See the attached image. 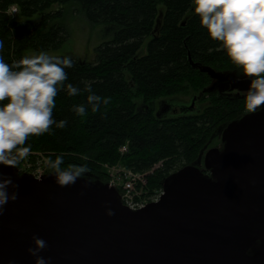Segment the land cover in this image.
<instances>
[{
    "label": "trees",
    "instance_id": "obj_1",
    "mask_svg": "<svg viewBox=\"0 0 264 264\" xmlns=\"http://www.w3.org/2000/svg\"><path fill=\"white\" fill-rule=\"evenodd\" d=\"M71 1L89 22L104 24L108 36L93 48L90 59L60 54L74 61L66 69L68 82L81 89L90 83L97 95L111 100L96 113L88 106L87 116L80 117L71 108L86 103L87 94L69 97L61 91L55 118L67 120V126L34 137L29 141L32 151L53 160L62 155L63 167L86 164L88 173L100 180H107L103 163L120 162L139 171L160 163L145 185L149 193H158L166 175L194 161L220 125L245 111L246 93L214 90L196 99L203 103L199 107L161 117L155 112L157 101L190 94L189 101L212 83L207 73L190 65L188 52L193 62L216 71L236 67L200 25L192 0H0L5 59L59 48L68 34L60 21L62 10L51 7ZM121 146L126 150L120 152ZM180 159L184 162L177 165Z\"/></svg>",
    "mask_w": 264,
    "mask_h": 264
},
{
    "label": "water",
    "instance_id": "obj_2",
    "mask_svg": "<svg viewBox=\"0 0 264 264\" xmlns=\"http://www.w3.org/2000/svg\"><path fill=\"white\" fill-rule=\"evenodd\" d=\"M187 59L212 79L190 105L204 93H246L250 85L189 52ZM215 136L220 145L207 147ZM0 168L19 185L0 216V264H35L34 235L47 243L39 255L48 264H264V109L220 125L140 208L125 206L117 187L90 173L61 187L49 170L35 177Z\"/></svg>",
    "mask_w": 264,
    "mask_h": 264
},
{
    "label": "clouds",
    "instance_id": "obj_3",
    "mask_svg": "<svg viewBox=\"0 0 264 264\" xmlns=\"http://www.w3.org/2000/svg\"><path fill=\"white\" fill-rule=\"evenodd\" d=\"M200 25L209 37L218 42L242 76L250 81L244 97L245 110L256 114L264 109V0H192ZM5 44L0 39V166L16 168L32 155L34 137L54 134L64 129L67 120L55 118L56 98L61 91L69 97L86 95V103L73 105L71 111L80 117L88 114V106L96 113L108 105L110 97L97 95L90 83L81 89L68 82L66 69L74 67L71 56H60L46 50L24 55L8 62ZM44 166L61 187H68L84 178L87 165L68 164L63 167L62 155L53 160L45 157ZM19 185L0 168V216L9 201H15ZM9 189L13 191L9 192ZM107 215L114 212L109 210ZM35 247L28 252L35 264H48L39 255L47 248L44 239L33 236Z\"/></svg>",
    "mask_w": 264,
    "mask_h": 264
},
{
    "label": "rangeland",
    "instance_id": "obj_4",
    "mask_svg": "<svg viewBox=\"0 0 264 264\" xmlns=\"http://www.w3.org/2000/svg\"><path fill=\"white\" fill-rule=\"evenodd\" d=\"M192 8L194 10L193 3H192ZM55 9L62 10L63 16L60 19V21L64 24L67 30L68 37L64 40V42L61 44L59 48H57L55 51H49V52L55 55L73 54L80 59L82 58L90 59L93 48L103 40L104 36H108L107 34L105 35L103 34L104 24L89 22V20L86 19L84 12L80 8L79 4L74 1L67 2L65 4H53L51 10H55ZM17 18L22 19L21 17H17ZM38 19H39L38 15L33 16V20L37 21ZM30 53L32 52H29L28 54ZM233 71L235 75H237L239 69L236 68ZM189 96L190 94L187 95L180 94L177 97H175V99L178 98L180 100L187 101L189 99L188 98ZM219 145H220V139L218 136H215L208 143L207 147H214ZM43 155L47 157L45 154ZM30 160L35 161L36 156L35 157L31 156ZM180 160L181 161L178 162L177 165L184 162V159H180ZM159 165L160 163L158 164V166ZM154 169L149 170L147 172L151 173L154 171ZM158 193H149L148 190L145 188L144 197L147 200L151 201L152 198H154Z\"/></svg>",
    "mask_w": 264,
    "mask_h": 264
},
{
    "label": "built area",
    "instance_id": "obj_5",
    "mask_svg": "<svg viewBox=\"0 0 264 264\" xmlns=\"http://www.w3.org/2000/svg\"><path fill=\"white\" fill-rule=\"evenodd\" d=\"M12 9L14 10L15 8L12 7ZM125 150V146H121L119 148L120 152ZM31 156H36V160L31 161ZM31 156L26 161L21 163L20 169L31 173L35 177H39L48 170L43 164L45 156L39 151H32ZM158 164L159 163L149 170L154 169L156 166H158ZM102 166L105 169L107 175V182L109 185L115 186L120 190L121 201L125 206L131 209L140 208L149 201L144 197L145 184L147 175L149 174L147 171L149 170H134L120 162L113 164L103 163ZM160 192L154 198H152V200L157 199Z\"/></svg>",
    "mask_w": 264,
    "mask_h": 264
},
{
    "label": "flooded vegetation",
    "instance_id": "obj_6",
    "mask_svg": "<svg viewBox=\"0 0 264 264\" xmlns=\"http://www.w3.org/2000/svg\"><path fill=\"white\" fill-rule=\"evenodd\" d=\"M223 93V92H222ZM197 100L193 101V103L190 105V100L188 103H183L181 100H178V102L169 103L162 105V101L158 100L155 108V112L158 113V117L170 115V114H181L187 111H191L197 107H199L202 102ZM196 103V104H195ZM199 104V105H198Z\"/></svg>",
    "mask_w": 264,
    "mask_h": 264
}]
</instances>
